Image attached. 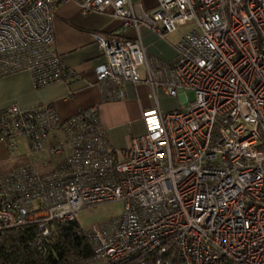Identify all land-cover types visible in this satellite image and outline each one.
<instances>
[{
  "label": "built area",
  "instance_id": "obj_1",
  "mask_svg": "<svg viewBox=\"0 0 264 264\" xmlns=\"http://www.w3.org/2000/svg\"><path fill=\"white\" fill-rule=\"evenodd\" d=\"M60 1L160 39L184 29L170 62L148 58L139 40L93 35L105 101L142 82L155 101L156 91L181 92L183 104L143 111L144 132L120 156L96 106L64 120L50 105L0 108V143L13 152L23 143L48 167L0 174V233L32 227L29 245L46 259L82 209L121 202L119 216L77 222L89 253L74 264H264V0H155L149 11L131 0ZM54 2L0 0V78L25 72L44 88L76 77L52 48Z\"/></svg>",
  "mask_w": 264,
  "mask_h": 264
},
{
  "label": "crops",
  "instance_id": "obj_2",
  "mask_svg": "<svg viewBox=\"0 0 264 264\" xmlns=\"http://www.w3.org/2000/svg\"><path fill=\"white\" fill-rule=\"evenodd\" d=\"M131 2L141 4L145 11L155 7V0ZM51 15L52 48L64 66L72 70L76 77L65 78L44 88L34 87L29 74L25 72L0 78V108L11 103L21 107L50 105L55 109L59 119L64 120L75 115L80 109L96 106L107 141L120 156L130 146L131 139L144 132L141 119L143 111L159 109L165 113L171 110L165 111L162 107L167 96L156 91L155 101L152 91L142 82L137 85L125 84L122 99L105 101L95 75V68L103 63L104 58L93 35L106 36L115 33L131 40H139L148 58L154 57L170 62L175 57V44L182 32L167 34L160 39L142 24L137 29L123 28L120 20L110 16L94 12L81 14L76 4L68 1L55 0ZM140 75L143 80L145 77L143 67L140 68ZM26 153L24 144L20 143L18 155L24 158V163L32 161L39 169H48L43 164L45 160L43 156L27 157ZM8 154L5 144L0 143V174L20 165L13 166L12 162L8 164L10 161Z\"/></svg>",
  "mask_w": 264,
  "mask_h": 264
},
{
  "label": "trees",
  "instance_id": "obj_3",
  "mask_svg": "<svg viewBox=\"0 0 264 264\" xmlns=\"http://www.w3.org/2000/svg\"><path fill=\"white\" fill-rule=\"evenodd\" d=\"M33 231L32 227H22L0 233V264H55L56 258L61 259V264H74L76 256L84 257L89 253V247L78 233L77 222L61 225L57 230L58 238L51 237L52 248L46 259L29 245Z\"/></svg>",
  "mask_w": 264,
  "mask_h": 264
},
{
  "label": "rangeland",
  "instance_id": "obj_4",
  "mask_svg": "<svg viewBox=\"0 0 264 264\" xmlns=\"http://www.w3.org/2000/svg\"><path fill=\"white\" fill-rule=\"evenodd\" d=\"M184 29H180L179 32H183ZM178 32V31H177ZM182 93L179 92L176 97H166L163 100L162 107L165 109V111H169L175 108L180 107L183 102L180 100V95ZM185 95L187 97V101L191 102L194 99V94L191 91H186ZM7 147V145H5ZM8 157L10 158V161L8 164H11L14 166L21 165L24 163L23 157H19L18 152L11 151L8 147ZM40 157L39 155H35L34 158ZM44 157V156H43ZM42 157V158H43ZM41 158V157H40ZM123 210V204L121 202H115V203H107V204H100L95 207L91 208H85L82 209L77 217V222L81 227H88L92 224H98L101 222H104L110 218L119 216Z\"/></svg>",
  "mask_w": 264,
  "mask_h": 264
}]
</instances>
